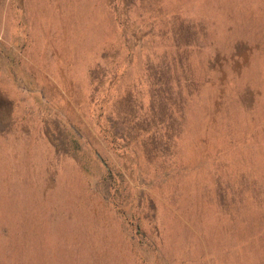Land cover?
<instances>
[{"label":"rangeland","instance_id":"374dc122","mask_svg":"<svg viewBox=\"0 0 264 264\" xmlns=\"http://www.w3.org/2000/svg\"><path fill=\"white\" fill-rule=\"evenodd\" d=\"M0 264H264V0H0Z\"/></svg>","mask_w":264,"mask_h":264}]
</instances>
